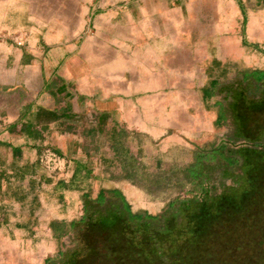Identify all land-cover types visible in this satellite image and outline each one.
<instances>
[{
  "label": "crops",
  "instance_id": "obj_1",
  "mask_svg": "<svg viewBox=\"0 0 264 264\" xmlns=\"http://www.w3.org/2000/svg\"><path fill=\"white\" fill-rule=\"evenodd\" d=\"M58 5L62 23L0 24V264L53 263L118 200L151 219L193 146L264 131V79L245 76L264 73V0ZM230 95L246 111L231 127Z\"/></svg>",
  "mask_w": 264,
  "mask_h": 264
},
{
  "label": "rangeland",
  "instance_id": "obj_2",
  "mask_svg": "<svg viewBox=\"0 0 264 264\" xmlns=\"http://www.w3.org/2000/svg\"><path fill=\"white\" fill-rule=\"evenodd\" d=\"M58 2L60 6L63 0H0V24H11L14 28L22 25L32 27L54 21L62 23L67 15L61 9L55 8ZM205 18L204 24L207 23ZM215 22L221 23V15L215 16ZM219 33L217 37L220 36ZM10 35L8 36L10 41L17 36L15 33ZM245 76L251 77L255 83H260L264 79L262 72H252ZM232 98L231 96L230 100L222 102L224 108L221 110V115H226L225 122L230 127L238 124L240 111L246 113L244 109H238ZM221 120L224 121V118ZM240 136L236 131L235 134L225 138L222 136L221 139L215 136L214 141L205 144L209 149L221 145L222 151H215L219 169H223L225 163L234 164L237 168L239 162L244 160L247 161L249 170L255 167L257 162L264 164V131L248 136L250 141H238L237 138ZM195 149L193 146L191 150L192 163ZM183 156L180 168L175 174H171L177 182L172 177L169 179V188L174 181L176 183L172 188H175V191L179 192L182 188L179 195L171 198V201L178 199L172 207H162L155 215L156 219L144 218L143 221H139L138 218L132 217L130 220L117 199L118 203L110 206L109 210L91 215L86 223L79 224L72 236L62 245V252L65 254L56 255L54 262L50 264H62L66 256L70 257L71 264H197L198 255L194 244L186 231L187 227L180 226L182 218L179 215L187 217L194 206L192 203L185 205V202L193 197L200 199L202 193L197 191L195 195L194 193L185 195L184 191H190L192 188L186 173L191 164L186 162V154ZM254 175L255 173L253 177ZM201 186L210 191L209 195L215 192L209 181H202ZM176 212L177 215H174ZM226 263H228L226 260L221 262Z\"/></svg>",
  "mask_w": 264,
  "mask_h": 264
},
{
  "label": "trees",
  "instance_id": "obj_3",
  "mask_svg": "<svg viewBox=\"0 0 264 264\" xmlns=\"http://www.w3.org/2000/svg\"><path fill=\"white\" fill-rule=\"evenodd\" d=\"M197 148L186 172L192 188L184 192L195 195L198 191L202 196L185 202L194 206L187 217L179 215L180 226L187 227L198 255L196 263L221 264L226 260V264H264V164L257 162L249 170L244 160L237 168L225 163L219 169L215 151H222L221 145L209 149L198 144ZM202 181H209L215 192L209 195ZM177 200L166 207H172ZM121 201L124 203L122 198ZM122 208L130 220L136 217L125 205ZM62 264H71L70 257L66 256Z\"/></svg>",
  "mask_w": 264,
  "mask_h": 264
},
{
  "label": "bare ground",
  "instance_id": "obj_4",
  "mask_svg": "<svg viewBox=\"0 0 264 264\" xmlns=\"http://www.w3.org/2000/svg\"><path fill=\"white\" fill-rule=\"evenodd\" d=\"M43 162L51 170L54 171H62L65 166V161L62 157L51 153L46 152L45 157L43 158Z\"/></svg>",
  "mask_w": 264,
  "mask_h": 264
}]
</instances>
